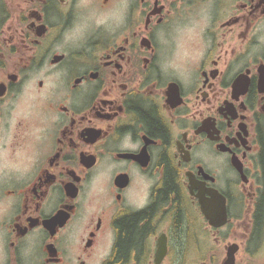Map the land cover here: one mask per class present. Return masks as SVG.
<instances>
[{
	"label": "flooded vegetation",
	"instance_id": "1",
	"mask_svg": "<svg viewBox=\"0 0 264 264\" xmlns=\"http://www.w3.org/2000/svg\"><path fill=\"white\" fill-rule=\"evenodd\" d=\"M0 264H264V0H0Z\"/></svg>",
	"mask_w": 264,
	"mask_h": 264
},
{
	"label": "trees",
	"instance_id": "2",
	"mask_svg": "<svg viewBox=\"0 0 264 264\" xmlns=\"http://www.w3.org/2000/svg\"><path fill=\"white\" fill-rule=\"evenodd\" d=\"M143 121L149 126L153 133L158 134L160 132L159 127L155 128L156 125L151 127V120L148 119L146 116H143ZM164 181L162 187V192L159 194L157 193L156 198H160L161 201L167 202L169 198L173 195L176 191L172 178H174V173L172 169L169 167H165L164 169ZM147 214L149 211L142 212L141 214L129 217L124 219L118 224V235H117V242L114 246L116 255H119L124 258H128L129 254L132 252L141 253V249L143 248V243L145 240L146 228H147ZM146 219V221L139 226V223ZM143 252V251H142Z\"/></svg>",
	"mask_w": 264,
	"mask_h": 264
},
{
	"label": "rangeland",
	"instance_id": "3",
	"mask_svg": "<svg viewBox=\"0 0 264 264\" xmlns=\"http://www.w3.org/2000/svg\"><path fill=\"white\" fill-rule=\"evenodd\" d=\"M105 183V180L104 179H101L100 181L99 180H96V182L94 183V190H98L100 188V186H103V184ZM145 188V187H144ZM142 190V185L139 186L138 190L136 191V198H137V201H139L141 199V196L142 194L140 193ZM96 197H97V194H96ZM96 201H97V198H96ZM193 237H195V239L199 238L200 237V234H199V231L197 232V234H193Z\"/></svg>",
	"mask_w": 264,
	"mask_h": 264
},
{
	"label": "water",
	"instance_id": "4",
	"mask_svg": "<svg viewBox=\"0 0 264 264\" xmlns=\"http://www.w3.org/2000/svg\"><path fill=\"white\" fill-rule=\"evenodd\" d=\"M166 247L162 244H159L157 255H159V259L165 254Z\"/></svg>",
	"mask_w": 264,
	"mask_h": 264
}]
</instances>
